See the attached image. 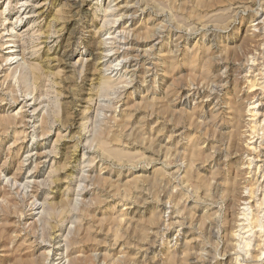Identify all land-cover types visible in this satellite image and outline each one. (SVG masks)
Wrapping results in <instances>:
<instances>
[{
	"label": "rangeland",
	"instance_id": "1",
	"mask_svg": "<svg viewBox=\"0 0 264 264\" xmlns=\"http://www.w3.org/2000/svg\"><path fill=\"white\" fill-rule=\"evenodd\" d=\"M130 1L147 8L132 46L161 42L134 78L110 74L102 0H32L12 72L0 40V264H264V227L247 253L234 236L242 191L264 185L244 150L264 0ZM26 95L24 139L9 116Z\"/></svg>",
	"mask_w": 264,
	"mask_h": 264
},
{
	"label": "bare ground",
	"instance_id": "2",
	"mask_svg": "<svg viewBox=\"0 0 264 264\" xmlns=\"http://www.w3.org/2000/svg\"><path fill=\"white\" fill-rule=\"evenodd\" d=\"M102 1H103L102 4H105V10H106V16H105L104 13H103L104 14L103 16H105V19H107L106 17L111 18L110 21H109L111 23V26L108 27V28H106V29L104 28V30H105L104 37L105 38H103V42H105V44L107 43V45L110 44L112 46V47L109 48V50H104L105 53L107 52V55L109 53H112V56L110 58L111 59L110 60V63H114V64H113V67H112L111 70L109 68V70L111 71L110 74H112L111 76H114V77L121 76V75H126V76L128 75L129 77H131V78L133 77L134 78V76L136 75V72H137V64H138V61H140V63H142V62L144 63V61L146 60V57L149 56V55H152L150 52L152 50L154 51V48H156L157 46L159 48V45L161 43V42H156L154 45H152V48L150 47V48H146V49H141V48H137V47L132 46V38H133V36L135 35V32H136V28L133 27L134 20H135L134 18L137 16V14H140V16L141 15L143 16V14L146 12V9L147 8L144 5L141 6L140 4H131L130 3L131 2L130 0H114L113 1L114 2L113 5L110 3L111 0H102ZM95 3L97 4L98 3V0H96ZM109 3H110V5H108ZM0 4H5L3 10H1V12H0V28H1L0 29V40H6V42L4 43V45L2 46L1 49H8L7 50V54L3 57V63H5L6 65H8L10 67L9 68V71L12 72V71L18 69L21 65L24 64L23 58L21 57L18 60L17 59L18 56H16V54L13 53L14 52L13 49L16 46L18 47V45H17L18 44L17 37H15V35H16L15 26H17L16 24H18L23 18L25 19V17L29 13H31V10L29 9L30 6L31 7H34V6H32V4H33L32 3V0H0ZM28 9L30 11H27ZM11 11L12 12H15V15L13 17H10L11 16V14H10ZM11 18H12V21L10 22V19ZM102 19H104V18H102ZM261 19H262V21H264V18H261ZM262 21H260V22H262ZM107 24L108 23H106V25ZM106 25H105V27H106ZM159 31H157V32H159ZM158 34H163V32L160 31ZM158 34H156V35H158ZM259 55H262V54H259ZM157 58H158V56H157ZM156 61L157 62H152L151 61L152 63H149L148 65L149 66H152V67L153 66H155V67L156 66H159L158 59H156ZM146 62H147V60H146ZM110 63L108 62L109 65H110ZM12 68H13V70H12ZM146 68L148 69V71L149 70H152V68H150V67L149 68L146 67ZM260 75H261V73L260 74H257V76H260ZM118 78H121V77H118ZM123 78H121L120 80H122ZM110 79H112V78H110ZM126 79H127V77H126ZM117 80H119V79H117ZM111 81H113V80H111ZM123 81H125V80H123ZM106 83H107V81H106ZM249 83H250V81H249ZM249 87L251 89L250 91H254V92L259 91L258 92L259 94L258 93H255L253 95V97L251 98V101L252 102L249 103V105L247 107V110H246V117L247 118L245 120V125L247 126V130H248V133L249 134L247 135L248 137H247V139L245 141L246 143L244 145V150H245L246 155L251 156L249 159H247L248 165H252L253 162H254V160H257L260 163L263 162L261 164H264V161L263 160L262 161L259 160L260 157H263L264 158V154H263L264 151L261 154L259 152L260 148L261 147H264V146H261L262 144L260 145L261 142H257V141H260V140L255 139V137H257V135L260 134V131H264L263 130L264 129V127H263V123H264V112L263 113L261 112V108H262V105L260 103L261 101H258L257 103H256V101L253 102V100L255 98H259V95L261 96L264 93V87L262 86V84H259L256 81L255 82H252L251 81ZM10 96L12 98V95H10ZM27 96L28 95H26V98L24 97L23 100L21 99L22 101L19 103L18 109L13 113V115L11 114L9 116L10 119H11V123H12V117L14 119H18L20 121L19 122V125H20V127H22L24 129L22 131L23 132V135H25L24 139L28 136V134H30V135H32V137H34V132H35V129L37 128V123H38V122H36V117H35L37 108H33V106H31L32 105V102L31 101H33V100H31L29 102V99H27ZM11 98H10V100L13 99V98L12 99ZM12 102H14V101H12ZM38 113H39V111H38ZM29 130H30V133H27V131H29ZM258 131H259V133H258ZM263 149L264 148H262V150ZM36 155H37V153H33L32 151H30V152H27V157L26 156L25 157L26 158H33ZM246 167H248V166H246ZM256 168L257 169L263 168V165L256 166ZM254 170H255V168H254ZM254 170H253V172H254ZM256 173H257V171L255 172V174ZM255 180H257V179H255ZM258 184L259 185L254 184L255 185L254 188H256L257 190L260 189V191L262 190L261 193H260V197L259 198L257 197V194H256V192H258V191L255 190L252 187V185L249 186L250 188H248V186H247V188L244 190V192L242 191L243 194H241V198H240L242 200L241 202L243 203V205L242 204L241 205L244 206L243 209H242L243 211L241 210L243 217L240 218V219L241 220H244V223L245 224L244 225L243 224L242 225H239L238 224V225L241 226L240 228L243 231H244V226L250 228V230L247 231V228H245L246 231H244L242 233V235H244V237H242V235L240 236V234L238 232H237L238 234L236 233V235H234V236L239 241V242L238 241H235V242H238L236 246L237 247H240L238 245H242L240 247L241 248V251H242V249H245L246 253L249 252L250 249H252L251 246H252V243H253L252 241L254 239L252 240L251 237L255 236L253 234H255V232L256 233H261V231L263 230V227H264V185L261 186L260 185L261 182H259ZM251 201L254 202L255 204L254 205H251L250 204ZM251 208H253L254 210L251 209ZM240 222L243 223L242 221H240ZM256 228L258 230H253V229H256ZM239 231H240V229H239ZM247 232H249V233H247ZM245 234H246V236H245ZM256 236L258 237L257 234H256ZM263 239H264V237H263ZM256 240H257V238H256ZM235 244L236 243H234V245ZM262 244H264V242ZM255 245L257 247V243ZM236 246H233V247H236ZM251 252H253V251H251ZM260 256H262V255H259L257 257V259H260ZM58 264H60V263H58Z\"/></svg>",
	"mask_w": 264,
	"mask_h": 264
}]
</instances>
